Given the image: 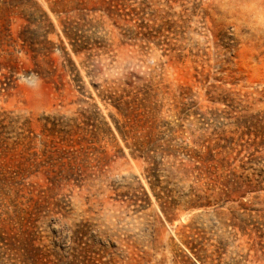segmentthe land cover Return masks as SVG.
Masks as SVG:
<instances>
[{"label": "rangeland", "instance_id": "obj_1", "mask_svg": "<svg viewBox=\"0 0 264 264\" xmlns=\"http://www.w3.org/2000/svg\"><path fill=\"white\" fill-rule=\"evenodd\" d=\"M216 2L0 0V264H264V34Z\"/></svg>", "mask_w": 264, "mask_h": 264}, {"label": "clouds", "instance_id": "obj_2", "mask_svg": "<svg viewBox=\"0 0 264 264\" xmlns=\"http://www.w3.org/2000/svg\"><path fill=\"white\" fill-rule=\"evenodd\" d=\"M215 6L237 31L264 34V0H217Z\"/></svg>", "mask_w": 264, "mask_h": 264}, {"label": "trees", "instance_id": "obj_3", "mask_svg": "<svg viewBox=\"0 0 264 264\" xmlns=\"http://www.w3.org/2000/svg\"><path fill=\"white\" fill-rule=\"evenodd\" d=\"M23 232H21V234H22ZM24 235H25V237H27L28 236V234H25V233H23ZM7 238V237H6ZM4 236H0V243L1 244H3V246H7V245H5L4 244V241L5 240H7ZM12 244V243H11Z\"/></svg>", "mask_w": 264, "mask_h": 264}]
</instances>
